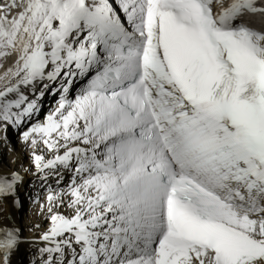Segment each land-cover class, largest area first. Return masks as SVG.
<instances>
[{"label": "snow or ice", "instance_id": "obj_1", "mask_svg": "<svg viewBox=\"0 0 264 264\" xmlns=\"http://www.w3.org/2000/svg\"><path fill=\"white\" fill-rule=\"evenodd\" d=\"M0 69V264H264V0H0Z\"/></svg>", "mask_w": 264, "mask_h": 264}, {"label": "bare ground", "instance_id": "obj_2", "mask_svg": "<svg viewBox=\"0 0 264 264\" xmlns=\"http://www.w3.org/2000/svg\"><path fill=\"white\" fill-rule=\"evenodd\" d=\"M45 100H48V98H45ZM48 106H50V102L48 103ZM43 111V108L41 109V112ZM8 141L9 143L6 145L3 141H0V157L3 154V151H6L8 160L10 159V151H18V144L15 138V135L9 130L8 132ZM5 162V161H4ZM7 162L1 163L0 161V166L5 165ZM27 205H24V210L21 211V208L19 210L13 208L11 204L9 203L8 206L5 209V212L10 213L13 217L18 218V222L23 226L32 220L35 219L33 216L32 208L29 206L28 203Z\"/></svg>", "mask_w": 264, "mask_h": 264}, {"label": "rangeland", "instance_id": "obj_3", "mask_svg": "<svg viewBox=\"0 0 264 264\" xmlns=\"http://www.w3.org/2000/svg\"><path fill=\"white\" fill-rule=\"evenodd\" d=\"M44 102H45V103H44L45 106H48V103H49L50 101H48V100L45 101V100H44ZM43 111H44V109H43ZM43 111H42V113H43ZM0 161H1V163H2V161H3V163L8 162V157H7V153H6V151H3V154H2L1 157H0ZM4 161H5V162H4ZM26 203H27V202H25L24 205H27ZM24 205H23V207L21 208V211L24 210Z\"/></svg>", "mask_w": 264, "mask_h": 264}]
</instances>
